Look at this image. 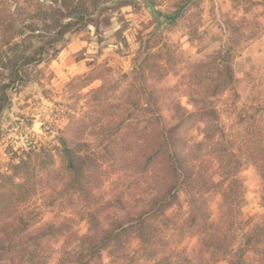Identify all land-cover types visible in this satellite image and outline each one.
<instances>
[{"label":"rangeland","instance_id":"374dc122","mask_svg":"<svg viewBox=\"0 0 264 264\" xmlns=\"http://www.w3.org/2000/svg\"><path fill=\"white\" fill-rule=\"evenodd\" d=\"M49 3L0 0V264H76L112 228L88 264H264V0L120 1L20 68ZM166 133L191 172L139 224Z\"/></svg>","mask_w":264,"mask_h":264},{"label":"trees","instance_id":"16d2710c","mask_svg":"<svg viewBox=\"0 0 264 264\" xmlns=\"http://www.w3.org/2000/svg\"><path fill=\"white\" fill-rule=\"evenodd\" d=\"M120 1L124 0H91V2L87 0H50L47 9L41 8V11L40 9L39 11L44 18L43 20H49L52 24L45 25V28L30 26V35L38 37L41 44L35 48L29 47L22 50L19 67L21 68L24 65L40 61L44 58V54L48 51L47 49L55 48L57 45L63 44L67 40L69 34L90 23L96 22L103 15L105 8H109L111 5L117 4ZM178 16V12L175 14H166L160 11L155 13V19L158 25L174 23ZM63 20L66 21L63 22ZM24 33L25 30H20L21 36H23ZM25 39L26 37L23 36L22 41L24 42ZM17 71L19 73L20 69ZM167 130L169 131L171 129L169 128ZM175 142L176 141H172L166 133L163 147H165V151H168L165 153L169 154L171 159L168 165V173L170 172L171 175L169 178L171 188L166 192H160L153 197L149 206L140 210L139 218L137 219V223L139 224L144 223L143 217L146 214L154 216L159 213L165 205H169L172 199L171 191L179 183L180 174L181 176H187L186 171L191 172L192 166L189 164L187 156L185 157L178 152ZM159 152L160 150L155 151L151 157H154V155ZM67 160L72 170H78L79 167L70 150H68L67 153ZM166 181H168V178H166ZM116 237L117 231L113 230V228L103 233L102 237L99 239L95 238L94 235L88 236L86 238L87 247L85 248V251L76 252L74 254V262L76 264H88V262L85 261L86 256L90 257V259L99 256L100 250L107 246Z\"/></svg>","mask_w":264,"mask_h":264}]
</instances>
